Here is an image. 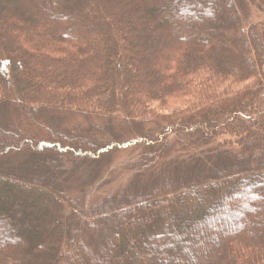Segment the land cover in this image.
<instances>
[{"label": "trees", "instance_id": "1", "mask_svg": "<svg viewBox=\"0 0 264 264\" xmlns=\"http://www.w3.org/2000/svg\"><path fill=\"white\" fill-rule=\"evenodd\" d=\"M249 5L264 13V0H0V105L13 120L75 112L167 125L138 160L160 170L157 189L122 210L91 264H264V146L253 145L264 137V21H249ZM16 129L0 132L6 151L28 154L0 171V264H83L80 225L109 196L84 206L69 183L40 179L29 152L62 132ZM76 130L69 145L90 149ZM177 145L186 154L168 155ZM57 147L47 162L61 171ZM113 147L70 160L95 175Z\"/></svg>", "mask_w": 264, "mask_h": 264}, {"label": "rangeland", "instance_id": "2", "mask_svg": "<svg viewBox=\"0 0 264 264\" xmlns=\"http://www.w3.org/2000/svg\"><path fill=\"white\" fill-rule=\"evenodd\" d=\"M248 17L250 22L258 20L264 21V13L253 5H249ZM42 123L48 125L49 128L55 131L62 132V135L58 136L59 138L56 141H53L55 142L54 145L53 143H49L53 146L52 148L32 150L33 154L31 151L29 152L31 156L33 155L38 159L37 165L34 167L36 175H39L41 177L40 179L46 178V180H51V177L56 181L69 183V187H66L64 190L71 193L74 199H78L84 206L103 201L109 196V200L101 204L97 211L91 210V214L98 212V215L93 219L91 217V225H87L86 230L83 229L85 225H80L79 240H76V242L79 241L88 251V256L82 260L83 264H91V261L100 259L102 244H111L113 242V234L117 229V221L128 213L122 210L130 207L136 200L144 199V197L145 199L150 198L155 189H157L159 185L158 179L155 188L153 189L152 187L155 176L160 170L156 172L155 176L149 172V169L142 171L138 168V160L141 158L142 154L148 150L144 146L148 145L147 143L149 142L154 143L155 138H159L163 134L167 125L165 123H157L154 119H148L130 121L127 127V125L123 126L117 121L114 116L101 117L93 114L82 116L75 112L64 113L57 117H51L43 112L39 113V116L32 121H15L13 120V116H8L5 113V109L0 105V132L4 134L1 136L2 141L5 135L11 136L17 133L16 128H20V130H23L27 134H34L35 128L37 129V126ZM74 126H77L80 130L73 132L72 137L76 140H87L91 147L90 149L84 148L83 146L79 148V145L75 147L69 145L72 139H68L67 131ZM165 133L168 134L166 143L172 142L176 137L175 132L171 133L170 130H167ZM12 136L17 138L16 134ZM146 138L148 141H146ZM263 139L264 137L260 138V141L258 140L253 145L263 147ZM2 141H0V171L4 172L3 170L5 168H12L14 170L20 167L18 165L24 162L28 154L24 156L16 153L19 150H23L15 146H13L10 152L6 151L1 144ZM58 144L62 149L61 171H59V168L56 167L55 164L56 154L59 151L57 147ZM111 144L114 146V151L105 152L108 156L105 161L103 160L100 162L98 171L95 175H93L90 162L86 164L82 163L83 165H74L70 160L69 155L71 154L74 156L77 151L98 150ZM156 145L161 147L160 144ZM168 151L170 152L168 154L170 156L173 155V153H175L174 156L178 157H183V155L186 154L181 151V145H177L175 148L173 147ZM50 155L55 161L53 160L51 162L50 165L52 166L49 168L47 161ZM64 156H67V158ZM178 173L179 172H177V175L180 176ZM59 174H62L61 178H59ZM122 193L123 197L131 196V199L127 201H123V197L122 200L117 199V196H121ZM88 215L90 214H87V216ZM73 225H77L76 222H73Z\"/></svg>", "mask_w": 264, "mask_h": 264}]
</instances>
